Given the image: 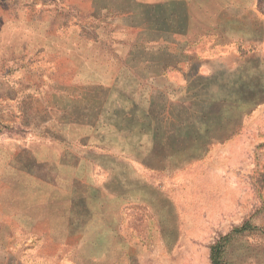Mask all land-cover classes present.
<instances>
[{
	"label": "rangeland",
	"instance_id": "rangeland-1",
	"mask_svg": "<svg viewBox=\"0 0 264 264\" xmlns=\"http://www.w3.org/2000/svg\"><path fill=\"white\" fill-rule=\"evenodd\" d=\"M263 142L264 0H0V240L25 264H264Z\"/></svg>",
	"mask_w": 264,
	"mask_h": 264
},
{
	"label": "trees",
	"instance_id": "trees-1",
	"mask_svg": "<svg viewBox=\"0 0 264 264\" xmlns=\"http://www.w3.org/2000/svg\"><path fill=\"white\" fill-rule=\"evenodd\" d=\"M262 146L264 147V142L262 143ZM264 168V167H263ZM256 189L257 190H263L264 189V172L261 174V176L258 178L256 182ZM244 227H250V223L247 221L242 225V228ZM220 246H211L210 248V260L211 264H226L224 260L222 259V256L220 255Z\"/></svg>",
	"mask_w": 264,
	"mask_h": 264
},
{
	"label": "crops",
	"instance_id": "crops-1",
	"mask_svg": "<svg viewBox=\"0 0 264 264\" xmlns=\"http://www.w3.org/2000/svg\"><path fill=\"white\" fill-rule=\"evenodd\" d=\"M3 225V221L0 220V227ZM0 264H25L23 261L14 258L10 253L5 251L2 247V241L0 240Z\"/></svg>",
	"mask_w": 264,
	"mask_h": 264
}]
</instances>
